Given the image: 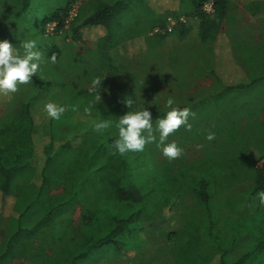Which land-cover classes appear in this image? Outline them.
<instances>
[{
	"label": "trees",
	"instance_id": "trees-1",
	"mask_svg": "<svg viewBox=\"0 0 264 264\" xmlns=\"http://www.w3.org/2000/svg\"><path fill=\"white\" fill-rule=\"evenodd\" d=\"M173 1L171 5H187L188 10L184 15L185 22H178L169 32L166 31L167 17L182 14L168 12L163 0H118L113 4L90 1L79 7L68 31L76 41L89 40L96 49L98 65L114 75L130 64L134 42H145L152 47L170 38L169 41L177 45L185 42L195 25L203 41L217 39L211 74L223 88L214 96L226 95L228 99L231 94L237 98L256 92L264 97V43L234 46L223 35L217 34L219 22L227 16L230 1H216L215 18L200 13L202 0H190V3ZM72 2L67 1L63 7L50 11L41 19L40 25L43 27L56 20L62 27L63 16ZM0 4L13 8V12H22L28 7L29 0H0ZM248 9L256 15L264 13V0L248 2ZM154 28L160 31L153 32ZM53 54L57 56L58 50ZM260 101L255 109L256 122L264 128V98ZM48 102L65 106L56 99L41 98L22 101L16 110L0 115V221L7 215L17 220L15 231L0 249V264H10L22 258L35 264H89V257L105 244L117 236L124 237L138 230L140 246H126L124 240L113 241L116 252L106 258L113 259L116 264H264V210L257 212V208L239 218L242 223L237 222L236 226L246 222L251 248L231 261L227 252L207 247L200 232V210L209 204L208 187L211 183L217 193H221L225 187L227 191L241 183L244 174L248 173L254 183V196L264 190V162L256 166L264 158V150L260 147V154L255 158L252 149L262 146L264 139L255 137V127L248 122L247 114L251 115L253 108L247 102L242 105L236 102L226 109L232 115H226V127L213 131L219 136L214 142L222 143L225 139V145L221 151L217 147L212 149L211 162L206 163L203 156L198 164L180 166L178 175L168 165L166 170H171L170 174L164 170L163 179L153 185L145 182V177L140 174V182L133 179L126 160L131 152L127 156L118 152L112 154L115 150L111 145L118 138V132L104 142L91 135L95 122L80 134V138L67 135L58 139L53 131L57 120L50 118L44 110ZM241 111L247 120L242 129ZM134 153L142 155L141 152ZM70 154L78 157V161L68 164ZM83 157L85 162L81 161ZM110 158H114V162L107 161ZM98 165H102V171L107 170L103 177L100 176L101 190L96 187ZM192 168L201 177L197 184H188L194 205L186 208L181 190L185 180L192 175ZM181 171L185 172L180 174ZM212 177L218 179L210 181ZM159 181L163 183L160 194L154 192ZM62 185L63 192L48 197L43 206L44 214L31 226L25 225L22 213L16 209L17 199L31 187L41 194ZM83 192L85 198L80 196ZM151 192L154 193L152 198L149 197ZM9 199H14L10 206L13 214L5 212L4 204ZM149 202L151 207L147 204ZM80 203L83 205L81 222L74 226L73 209ZM162 207L166 209L164 212H161ZM149 208L153 209L148 215L163 217L157 225L145 228L143 221ZM104 258L97 259L94 264H108Z\"/></svg>",
	"mask_w": 264,
	"mask_h": 264
},
{
	"label": "rangeland",
	"instance_id": "rangeland-1",
	"mask_svg": "<svg viewBox=\"0 0 264 264\" xmlns=\"http://www.w3.org/2000/svg\"><path fill=\"white\" fill-rule=\"evenodd\" d=\"M67 1L75 0H29L28 7L22 12H13V8L0 4V41L9 40L14 49L23 55L22 42L35 40L37 49L44 54V62L40 65L39 73L33 75L32 82L19 85L18 91L15 93H10L7 96L0 94L1 116L16 110L22 101L31 102L41 98L56 99L64 103L66 107L64 114L53 126L54 135L58 139H63L67 135H75L80 138V134L89 130L93 123L111 120L113 122L111 128L102 133L97 132L94 128L91 132L92 136L100 137L105 142L112 134L118 132L114 126L115 122L128 111L148 109L152 113V123L155 129L157 120L163 118L170 110L166 102L171 97L175 101L174 107H188L196 113L195 118L189 117V123L192 124L191 131L181 127L170 135L166 142L177 143L183 149V154L177 159L169 160L163 155L161 148L157 147V143H152L140 153L142 155L139 156V154L131 152L126 157L130 166L129 172L134 176L133 179L140 182L138 181L140 179L138 174H140L145 177V182L151 185L163 179L164 170L166 174H170L171 170H166L169 168L168 165L173 171L176 170L178 175L177 169L180 166L198 164L203 156L206 163L211 162L214 156L212 149L217 147L221 151L220 148L224 147L225 139L220 143V141L214 142L219 136H215V139L211 141L206 137L209 132L213 133L214 130L226 127V115L229 114L226 109L231 108L233 103L237 102V105H242V102H247L249 107L253 108V113L247 114L248 122L256 128H254L255 137L264 139V128L256 122L257 114L255 112L261 102L260 99L264 98L263 94L260 96L253 92L250 95L245 94L237 98L231 94L227 96L228 99H226V95L214 96L223 88L211 74L215 61L217 39L214 41L211 38L203 41L198 34V28L194 25L185 42L177 45H173V42L169 41L170 38L152 47H149L145 42H134L130 64L111 75L104 66L98 65L96 49L89 40L76 41L68 30H63L61 33L44 34V26L40 25L41 19L50 11L63 7ZM81 1L82 6L88 4V0ZM229 1L227 16L219 22L217 34L219 36L225 34L226 39L234 46L237 44L243 46L262 45L264 43V13L258 15L252 13L248 9L250 0ZM184 2L190 3V0H184ZM166 6L167 11H172V14L178 13L184 16L188 10L187 5L177 7L167 4ZM54 50H58L56 63L51 62ZM96 78L102 81L101 86L95 92L90 93L88 89ZM97 97L101 98L98 100ZM127 97L134 101L131 109L121 103ZM73 107L76 108L75 111H73ZM86 108L90 109L91 114L85 112ZM240 117L243 121L240 127L242 129L247 121L243 111L240 112ZM156 136L158 141V132ZM260 147L264 150V142H262V146L252 148L255 158L260 154ZM76 159L78 157L70 154L67 159L68 164L78 161ZM98 159L103 158L99 157ZM81 161L85 162L86 160L83 157ZM107 161L114 162V158ZM263 162L264 158L258 161L256 166H260ZM98 166L100 169L96 168L97 170H95L99 175L96 177L98 179L96 187L97 190H101V177L107 170L102 171V165ZM191 170L192 175L187 178L188 180H185L181 190L186 208L194 205V197L188 184H197V179L201 177L199 172L193 168ZM184 172L181 171L180 174ZM247 175L249 174H244L245 179L241 183L231 186L230 190L226 191V187L222 188L223 192L221 193H217L218 190L211 183L208 187L209 204L200 210L202 220L200 232L205 241L204 244L211 249L227 252L229 261L251 248V238L247 232L248 225L243 222V225L236 226L237 222L242 223L239 218L248 215L257 208V212L264 210V205L258 204L257 194L255 196L253 194V180ZM217 179L212 177L210 181ZM162 186L163 183L159 181L154 192L160 194ZM63 191V185L41 194L36 188H28L22 197L17 199L16 209L22 213L23 223L27 226L35 223L44 214L43 206L48 197ZM251 192L252 197H250ZM70 193L72 194L73 191ZM153 194L151 192L149 197L152 198ZM80 196L85 198L84 192L80 193ZM12 202L14 199L5 202V212L13 214V211L10 210ZM147 204L149 207L152 206L151 202ZM152 209L149 208L145 212L143 221L145 228L149 225H157L159 219L163 217L160 214L148 215ZM165 210L163 207L161 208V212ZM82 212V203L73 209L72 222L74 226L80 225ZM8 216H3L0 221V249L17 226V220ZM139 232L140 230L137 233L132 231L124 237L117 236L113 241L124 240L126 246H140ZM113 241L98 249L89 257L87 263L94 264L97 259L105 257L103 261L106 263L116 264L112 261L113 259L106 258L116 252V243ZM10 264L35 263L22 258L13 260Z\"/></svg>",
	"mask_w": 264,
	"mask_h": 264
},
{
	"label": "clouds",
	"instance_id": "clouds-1",
	"mask_svg": "<svg viewBox=\"0 0 264 264\" xmlns=\"http://www.w3.org/2000/svg\"><path fill=\"white\" fill-rule=\"evenodd\" d=\"M24 50L23 55L17 52L13 44L5 39L0 41V94L5 96L18 91V86L29 84L32 82L33 75L39 73L40 65L44 62V54L37 49L35 40H26L22 42ZM57 56H51V62L56 63ZM101 80L96 78L92 81V86L88 91L95 92L101 86ZM101 97H97L99 100ZM127 108L131 109L134 101L126 98L121 101ZM167 107L170 109L163 118L157 120L156 127H153L152 113L144 108L138 111H128L120 116L115 122V128L118 129V138L113 141L111 147L121 156H127L129 152H143L147 145L157 143V147L161 148L163 155L169 160L177 159L183 154V149L177 143H166L168 137L178 131L181 127H185L187 131H191L192 124L189 123V117L195 118L196 113L190 108L174 107L173 98L167 100ZM47 115L59 120L61 115L66 111L65 106H58L53 102H48L44 106ZM76 108L73 107V111ZM85 112L90 113V109L86 108ZM113 122L111 120L99 121L95 124L97 132H104L111 128ZM159 133L158 141L156 133ZM209 141L215 139V133L209 132L207 137ZM260 205H264V190L257 193Z\"/></svg>",
	"mask_w": 264,
	"mask_h": 264
},
{
	"label": "built area",
	"instance_id": "built-area-1",
	"mask_svg": "<svg viewBox=\"0 0 264 264\" xmlns=\"http://www.w3.org/2000/svg\"><path fill=\"white\" fill-rule=\"evenodd\" d=\"M217 0H202L200 3V13L203 14L205 17L208 18H215L216 10H215V5H216ZM82 1L81 0H75L71 3L70 7L68 8L65 16H63L62 19V24L63 26H59V21H49L46 23L44 26V34L49 35V34H54V33H61L63 30H68L69 25L71 21L77 16L78 14V9L81 6ZM186 18L183 15H180L178 17H173V16H168L167 17V27L166 31L169 32L172 30V28L178 23V22H185ZM160 29L154 28L153 32H159Z\"/></svg>",
	"mask_w": 264,
	"mask_h": 264
},
{
	"label": "crops",
	"instance_id": "crops-1",
	"mask_svg": "<svg viewBox=\"0 0 264 264\" xmlns=\"http://www.w3.org/2000/svg\"><path fill=\"white\" fill-rule=\"evenodd\" d=\"M90 1H93V2H94V0H88V2H90ZM100 1H102V2H104V3H108V4H113V3H115V2L118 1V0H110V1H109V0H100ZM250 1H252V0H250ZM88 2H87V3H88ZM172 2H174V1H173V0H163V3H164V4H166V5L169 4L170 6H171V3H172ZM81 5H82V4H81ZM166 5H165V9L168 10ZM172 6H173V5H172ZM169 10H171V9H169ZM222 35L226 38V35H225V34H222ZM227 41H228V39H227ZM228 42H230V41H228Z\"/></svg>",
	"mask_w": 264,
	"mask_h": 264
}]
</instances>
